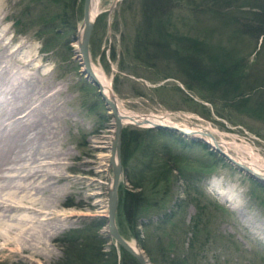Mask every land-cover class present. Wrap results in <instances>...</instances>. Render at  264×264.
I'll return each instance as SVG.
<instances>
[{
    "label": "trees",
    "instance_id": "trees-1",
    "mask_svg": "<svg viewBox=\"0 0 264 264\" xmlns=\"http://www.w3.org/2000/svg\"><path fill=\"white\" fill-rule=\"evenodd\" d=\"M75 1L31 0V6L24 5L18 16L11 17V26L28 27L29 18L35 16L39 37L53 34L42 44V50H49L53 38L64 32L61 27L65 28L67 20L74 21ZM239 3L247 8L234 7ZM136 18L129 49L133 63L152 70L161 80L179 79L186 92L211 104L217 116L224 118V111L233 110L264 121V79L257 84L247 78L239 52L246 47L244 54L250 55L260 38L258 46L263 47L264 0H140ZM232 52L237 56L230 59ZM182 101L204 117L210 116L209 109L191 96L183 94ZM187 143L199 146L202 153L185 151ZM214 155L206 144L187 142L173 131L122 127V180L117 187L115 223L119 233L133 239L151 264H201L209 244L222 245L215 224L225 211L200 186L214 167ZM177 179L183 182L182 195L172 200L171 186ZM187 205L194 212L184 223ZM153 214L159 216L151 221ZM104 224L105 218L65 231L59 240L61 255L54 264H138L119 245L100 235ZM107 241L108 249L103 250ZM225 248L235 251L237 243L227 239Z\"/></svg>",
    "mask_w": 264,
    "mask_h": 264
},
{
    "label": "rangeland",
    "instance_id": "rangeland-1",
    "mask_svg": "<svg viewBox=\"0 0 264 264\" xmlns=\"http://www.w3.org/2000/svg\"><path fill=\"white\" fill-rule=\"evenodd\" d=\"M139 2L140 0H100L97 4L99 13L93 20L88 42L90 60L103 69L105 77L109 80L115 101L121 108L135 113H154L167 116L169 122L177 125L180 129L206 128L209 130L208 132L215 134L217 140H222L233 146H247L264 157V121L233 110L224 111L226 115L224 118L217 116L213 112L211 104L199 99L194 92H186L179 79L168 77L161 80L152 70L139 67L132 62L129 49L133 37V27L138 20L135 19V16L139 11ZM30 3H32L31 0H0V30H5L6 37L11 39L12 43L17 44L19 40L23 44V53L29 55L28 59L32 60L34 65L41 66L42 75H49L48 77L53 81L61 82L64 95L68 97L65 107L73 116L69 119L71 125L68 129L66 128L63 144L72 153L84 156L90 161L92 168L96 169L95 161L99 160L98 156L100 158L108 152V149L110 151L112 122L96 87L81 73L80 57L74 51L73 43L76 40L73 39L81 23L82 0L75 1L74 8H76L77 14L74 21L67 20L65 28L61 27L64 32L53 38L49 50H42V44L51 39L53 34L48 32L39 37L35 32L38 29L34 22L35 16L29 18L32 23L28 27L19 25L14 29V26H11V17L18 16L22 7L24 5L31 6ZM51 7L55 8L52 5ZM234 7L247 8L241 3ZM22 19L27 20V17ZM61 28L58 27L57 30L61 31ZM180 28L184 31L187 26H180ZM216 39L220 41L218 37ZM258 40L256 44L254 43L255 49L250 55L245 56L244 53L248 52L246 47L239 51L243 55L244 64L243 62L242 64L246 68L247 78L257 84L264 79V44L262 48H259ZM230 44L235 45L236 43L231 42ZM236 56L232 52L229 58L232 59ZM30 71L33 73L32 66L26 70L27 73ZM157 87L159 89L154 90ZM183 94L191 96L198 104L208 108L210 116L204 117L197 113L198 111L190 109L182 101ZM168 111L175 112L177 116H169L166 113ZM190 122L194 125L190 126ZM198 135L205 140L209 139L208 136ZM88 138L90 139L89 144L85 142ZM182 139L187 142L189 140L183 137ZM193 140L200 142L198 139ZM219 148L225 153L222 145ZM184 150L198 156L202 153L199 146H191L189 143ZM230 151L235 153L234 150ZM214 154L217 158L214 167L201 180L200 186L204 193L222 206L225 211V216L215 224V233H219V237L222 236L220 240L222 245L216 243V247H211L209 244L201 264H263L264 182L261 183L238 169L239 166L232 164L228 154L225 153L231 162L216 152ZM109 156H103L104 159L101 163L105 164L100 165L105 170L98 173L90 171L84 174L89 179L82 184L73 181L62 196L61 202L55 203V207H52L51 210L48 209L49 211L46 208L39 209V211L55 214L57 219L59 218L58 224L61 223V225L55 235L50 236L49 239L37 234L36 240L41 245H37L39 247L36 249L43 256V262L38 264H54L57 261L62 249L59 240L65 231L80 228L92 223L93 220L104 218L102 215L106 214L107 170L111 175L108 165ZM76 162L74 161L73 166L62 170L65 176L74 178L73 180L83 174L76 167ZM122 182L125 187H129L126 181ZM77 189L82 192L78 193ZM182 190L183 182L177 179L171 186L172 200L176 196H181ZM170 204L171 202L167 206ZM193 212L194 209L191 205L185 207L184 223H188ZM158 216L159 214H153L150 217L151 221H154ZM142 221L145 222L146 219L143 218ZM33 227L32 231L38 230L37 225ZM141 228L139 226L140 233H142ZM99 233L101 236H107L105 225L99 228ZM127 239L134 241L131 238ZM227 239H232L237 243V250L225 248ZM109 244L107 241L103 245V250H107ZM11 255L10 249H4L0 252V259L18 264L11 260ZM148 263L151 264L149 261Z\"/></svg>",
    "mask_w": 264,
    "mask_h": 264
},
{
    "label": "bare ground",
    "instance_id": "bare-ground-1",
    "mask_svg": "<svg viewBox=\"0 0 264 264\" xmlns=\"http://www.w3.org/2000/svg\"><path fill=\"white\" fill-rule=\"evenodd\" d=\"M99 1L92 0L91 17L99 13ZM80 33L81 25L78 26L76 41L73 43L78 57ZM28 56L23 53V44L19 40L17 44L12 43L6 37L5 30H0V252L10 249L11 260L18 264L43 262V256L36 249L39 247L37 245H41L36 240L37 234L49 239L61 225L58 224L59 218L48 211L55 207V203L61 202L73 181L82 184L89 179L84 174L105 170L100 165L105 164L101 163L103 156H109L108 149L106 154L100 158L98 156L99 160L95 161L97 168L93 169L90 161L82 155L72 153L63 144L65 131L71 125L69 119L73 118L65 107L68 97L64 95L61 82L53 81L49 75H42L41 66L34 65ZM31 66L33 73L30 71V74L26 70ZM89 68L100 82L102 93L112 101L125 125L145 118L150 123L178 127L169 122L167 116L135 113L121 108L115 101L103 69L95 65L90 56ZM181 130L200 138L203 137L198 134L204 135L209 131L203 127ZM209 133L217 146L224 147L233 165L245 167L264 179V157L251 150L252 148L233 146L217 140L215 134ZM89 140L88 138L85 142L89 144ZM206 141L212 144V139ZM74 161H77L76 167L83 173L76 180L65 176L62 171L73 166ZM110 180L111 175L107 170V189ZM76 191L82 192L80 189ZM45 208L49 210L39 211ZM34 225L38 226L37 231H32ZM0 264L13 263L0 259Z\"/></svg>",
    "mask_w": 264,
    "mask_h": 264
},
{
    "label": "water",
    "instance_id": "water-1",
    "mask_svg": "<svg viewBox=\"0 0 264 264\" xmlns=\"http://www.w3.org/2000/svg\"><path fill=\"white\" fill-rule=\"evenodd\" d=\"M92 0H82V12H81V33L79 37V44L77 47V53L79 54L80 61L82 63V71L84 74V78L87 79L93 86L97 88V93L103 101L104 105L107 108V114L113 118L112 123V138L110 142V156L108 159V165L111 169V180L110 186L106 192V214L102 215L105 218V228L106 233L114 241V244H118L125 252H127L130 256H132L138 264H149L146 256L143 251L135 244L134 241H130L125 239L118 231L116 223H115V214L117 209V187L122 177V168L120 163V133L121 129L124 126L122 122V118L117 114L116 108L112 101L107 98L102 93V86L100 82L93 76L89 68V51H88V42L91 34V29L93 26L94 17L90 16V6ZM76 40V37H75ZM136 126H147L155 129H166L170 131H174L177 134L190 138V139H200L204 141L206 144L208 143L206 140L200 137L191 136L190 133H186L181 130L179 127L160 124V123H150L148 120L143 118L139 122L131 123ZM205 136H208L212 139V144L210 146L213 150L222 155L228 161L229 158L227 155L216 145V141L213 136L209 132L204 133ZM209 144V143H208ZM231 162V161H230ZM240 170L244 171L257 181L263 183L264 179L259 177L253 172H250L247 168L239 165Z\"/></svg>",
    "mask_w": 264,
    "mask_h": 264
},
{
    "label": "built area",
    "instance_id": "built-area-1",
    "mask_svg": "<svg viewBox=\"0 0 264 264\" xmlns=\"http://www.w3.org/2000/svg\"><path fill=\"white\" fill-rule=\"evenodd\" d=\"M171 114H173V113H171Z\"/></svg>",
    "mask_w": 264,
    "mask_h": 264
}]
</instances>
